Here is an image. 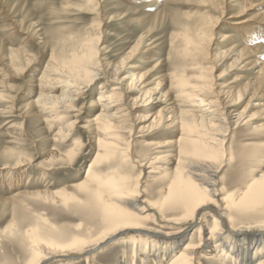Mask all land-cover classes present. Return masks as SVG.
Segmentation results:
<instances>
[{
    "label": "bare ground",
    "instance_id": "1",
    "mask_svg": "<svg viewBox=\"0 0 264 264\" xmlns=\"http://www.w3.org/2000/svg\"><path fill=\"white\" fill-rule=\"evenodd\" d=\"M199 1L208 11L188 13L187 24L173 34V45L183 57L180 73L172 75V88L176 89L173 97L170 90L161 92L164 79L151 80L155 67L143 72L138 71L140 66L133 65L135 70H131L141 51L149 54L156 46L158 39L154 40L149 30H144L132 51L113 67L104 63L99 55L103 48L90 47L85 42L81 45L83 50L73 49L68 59L53 51L48 55L50 58L41 77H36L38 69L34 68L36 62L32 56L23 54L26 62L23 68H18L15 61H4L0 57V77L17 80L26 74L30 77L27 86L21 89L29 96L27 101L18 104L19 98L8 96L10 110L25 114L24 117L33 114L37 107L46 115L76 111L75 102L85 87L102 80L96 85L100 93L90 101L92 115L84 122V129L96 140L97 154L88 165L85 179L73 185L76 191L49 194L43 190H25L26 185H23L25 191L14 194V197L51 198L55 204L75 210L89 227L83 230L79 224L71 231L57 228L47 218L39 217L24 231L27 246L22 247L26 258L23 264H45L75 253L83 254L88 264H94L91 255L95 249L126 233L138 234L131 243L134 248L139 240H144L139 244L141 264H197L201 252L214 263L264 264V153L250 151L247 154L253 161L259 158L263 161L248 176L249 181L242 189L233 190L225 199L221 198L223 190L219 189L222 180L219 174L231 151L226 142L232 130L247 125L253 131L264 128V120L252 124L259 116L264 117V108L256 114L250 113L252 107L264 105L261 102L264 100V0ZM98 5L96 10L101 9ZM224 23L233 26L234 34L220 33L221 42L215 41L213 47L214 32ZM41 36L36 33L32 41L43 45ZM235 37L239 40L231 42ZM259 39L263 44L255 45ZM44 54L47 58L46 52ZM220 63L224 64V76L238 72L231 81L218 84L215 83L218 78L210 75V70ZM260 65L262 68L256 73ZM11 88L8 85V89ZM37 92L39 97L35 101L32 97ZM245 99H248L245 108L238 112V105ZM144 109L149 111L139 113ZM135 119L144 124L142 131L153 132L150 136L170 129L171 132L179 129L181 134L177 140L144 142V146L154 149L173 144L179 148L175 159H166L167 166L160 173L162 182L157 185L159 199L153 202L144 199L141 179L152 175L153 164L159 158L152 156L146 162L135 161L140 171L136 179L132 180L131 173L121 171L124 162L132 160L131 141L127 142L124 134L130 132V137L135 138ZM76 124L74 121L71 126L74 128ZM61 140L65 141L64 137ZM242 153L239 150V154ZM74 155L73 152L67 159L71 161ZM56 157L66 160L61 152L53 150L50 159ZM118 157L120 163L116 169L97 170L99 165ZM20 160L24 161L21 157ZM22 184L20 178L14 188L18 190ZM153 210L160 214L161 221L172 224L173 230L170 236L151 242L154 236L146 230H153L145 223H159ZM203 210L214 214V228L203 223L206 221ZM225 220L233 227L231 230L226 229ZM187 224L189 226H185ZM192 226H198L197 239L183 244L182 238ZM135 258V255L131 259L123 256L120 261L121 264H137Z\"/></svg>",
    "mask_w": 264,
    "mask_h": 264
},
{
    "label": "rangeland",
    "instance_id": "2",
    "mask_svg": "<svg viewBox=\"0 0 264 264\" xmlns=\"http://www.w3.org/2000/svg\"><path fill=\"white\" fill-rule=\"evenodd\" d=\"M97 3H99L98 8H101L99 10L95 7ZM207 11L208 8L199 0H0V57L4 61H15L18 68H23L26 64L24 56L26 54L32 56L36 62L34 68L38 69L36 77H41L50 58L48 55L53 51L55 55L68 59L73 49L77 51L80 47L83 50L81 45L85 42L90 47L103 48L99 55H102L104 63H109L110 67H113L132 51L143 32L149 30L153 33L154 40L158 39L156 46L153 45L155 48L149 54H143L141 51L133 61L131 70H135L132 69L133 65L140 66L138 71L143 72H149V69L155 67L151 80L164 79L161 92L170 90L173 97L176 89L172 88V75L173 73L178 75L183 66L181 63L183 57L177 53L176 45H173L175 42L173 34L178 33L187 24L188 13L202 14ZM227 16L229 15L226 14L225 18ZM262 18L264 19V15ZM36 33L43 35L41 36L45 42L43 45L40 41H32ZM220 33L234 34L233 26L224 23L221 29L215 30L213 47L215 41L221 42ZM232 39L234 41L231 42L239 40L238 37ZM260 43L262 42L259 39L255 45ZM230 44L232 43H227L228 46ZM44 52L47 58L43 57ZM153 58L156 60L152 61ZM231 61L232 59L229 60ZM259 67L256 73L262 68L261 65ZM236 73L238 72L224 76L225 68L221 63L210 70V75L218 78L215 79V83L218 84L231 81ZM29 78L27 74L18 80L0 77V264H23L26 261L22 247L27 246V239L23 234L39 217L47 218L48 222L57 228L71 231H74L79 224L83 230L89 227L75 210L69 211L64 206H59L51 198L44 200L27 195L14 197V194L21 192L23 185H26L25 190L34 192L43 190L49 194H55L57 191L66 193L76 191L73 185L85 179L88 165L97 154L96 140L89 134L88 129H84V122L92 115L90 101L96 99L100 93L96 85L102 80L85 87L82 96L75 102L76 111L46 115L41 111V107H37L34 108L33 114H26L24 117L25 114L13 113L10 110L12 105L8 101V96L19 98L18 104L27 101L29 96L22 93L21 89L27 86ZM8 85L12 88L8 89ZM38 97L39 92L32 98L36 101ZM247 101L248 99H245V102L238 105V112L245 108ZM261 102L263 104L264 100ZM263 108L264 105L252 107L250 113L256 114ZM148 111L149 109H144L139 113ZM263 120L264 117L261 115L252 124ZM74 121L77 124L73 128L71 123ZM134 122L135 138L130 137V132L124 134L126 141H131L132 160L124 162L121 171L131 173L134 177L132 180L136 179L140 171L135 166V161L146 162L152 156L159 158L153 164L155 170L152 175L141 179V187L145 191L144 199L146 202H153L159 199L157 185L162 182L163 176L160 173L167 166L166 159H175L179 148L177 144H173L167 148L154 149L144 146V142L167 138L177 140L181 134L177 128L175 132H171L170 129L156 133V136H150L153 133L151 130L142 131L144 124L136 119ZM251 129L249 125L238 127L232 130L227 139L226 147L231 151L226 156V164L222 166L219 174L222 179L219 189L223 190L221 198H227L235 189H242L249 181L248 176L257 170L263 161L260 158L253 161L246 157L250 151L264 153V128L257 131ZM63 137L65 141L61 140ZM53 150L61 152L66 160L60 157L50 159ZM239 150L243 153L239 154ZM73 152L75 155L70 161L67 158ZM20 157L24 161H21ZM119 163L120 157L116 160L111 159L106 161L105 165H99L97 170H111L109 167L116 169ZM121 171L119 173H122ZM15 178L18 179L14 182ZM20 178L23 180V187L17 190L14 186H17ZM153 211L157 213L159 223H145V226L153 230H146V233L154 236L151 242L159 241L163 236H170L173 230L172 224L168 225L161 221L163 219L156 212L157 210ZM203 214V220H206L203 223L211 227L210 229L214 228L212 224L214 214L207 210H203ZM226 223L225 220L226 229L231 230L233 227ZM191 228L185 234L187 236L182 238L183 244L191 239L196 241L198 226ZM137 236L138 234L126 233L122 238L115 237L108 240L100 249H95L92 253V262L121 264L120 260L123 256L131 259L135 255L137 264H141L139 244L144 243V240H139L135 248L131 245ZM199 255L197 264H220L205 259L202 252ZM69 256H59L45 264H88L87 257L83 254L75 253ZM225 264L232 263L226 261Z\"/></svg>",
    "mask_w": 264,
    "mask_h": 264
}]
</instances>
